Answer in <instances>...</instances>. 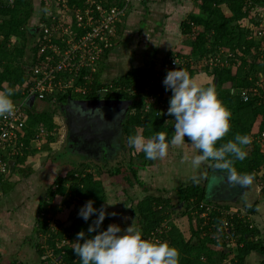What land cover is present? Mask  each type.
Instances as JSON below:
<instances>
[{
  "label": "trees",
  "instance_id": "obj_1",
  "mask_svg": "<svg viewBox=\"0 0 264 264\" xmlns=\"http://www.w3.org/2000/svg\"><path fill=\"white\" fill-rule=\"evenodd\" d=\"M68 1L71 2L72 0ZM199 1L202 13L190 15L181 24L182 33L191 36L188 42L190 56L199 59L208 53V51L216 47H222L224 50L232 52L233 57L228 65L208 67L210 70L205 66L194 68V66L185 64L184 66L171 67L165 70L164 73L166 74L169 70L182 68L190 76L201 72H207L206 74L211 76L209 81L199 86H213L218 98L231 114L228 133L216 142V146L219 147L221 144L233 139L237 133L242 135L247 134L251 137L264 130V83H262L264 78V58H259V51L257 49L264 41L254 38V28L251 29L249 26L245 28L243 25L240 27L239 23L236 24L239 20L247 18L250 12L245 0ZM253 1L261 4L264 9V0ZM222 5L227 7L229 14L224 12ZM31 11V0H12L11 3L8 0H0V91L8 88L13 89L11 96L13 100L21 98L22 88L27 85L28 67L33 65L38 59L34 41L39 30V23L44 21L42 19L43 8L35 17L36 20L31 24L32 26L28 27V20L33 17ZM190 22L194 23L195 27H192ZM253 22L257 23L256 15L253 17ZM25 31H30L28 34L33 42L28 47V60L23 58L26 44L22 46L14 44L10 48L7 46L11 35L17 37L23 36L26 33ZM108 52L103 55V62ZM257 69L260 71L259 73L256 72L258 73L256 75L255 71ZM146 79L152 80L155 85L150 91L145 92V94L152 93L156 89L161 94H165L162 82L157 83L155 81V75L151 68L144 70L140 67H131L124 74L110 79L103 78L101 68L95 73L94 79L89 86V92L86 94L64 93L56 95L53 99L50 97L41 100L32 99V102L55 101L62 104L65 103L68 96L69 98L95 99L98 95H104L106 98L127 100L130 101V105H128L126 113L117 121L120 124L121 132L125 135L126 142L130 135L141 134L147 139L158 132L164 133L166 139H168L174 134L172 132L174 117L167 112L155 113L153 109L145 112L144 109L140 108L143 100V96L141 95L144 89L143 83ZM255 81H259L260 83L254 91L252 88L255 86ZM123 87H128L135 92L129 93L124 91ZM239 87H245L249 90V99L247 101L241 100L235 92ZM168 93V98H170L172 94L171 90H168ZM32 105L29 106L28 104L26 106L27 117L22 129V135L13 145H10L11 150L15 151L13 159L19 165L16 166L17 168L21 167L30 153L28 151V144L34 138V135H31L32 129L35 131L38 129L52 131L54 129V121L51 115L44 111L35 113L30 111ZM73 108L81 109L75 106ZM73 108H71L70 114H72V111L74 112ZM185 143L191 144L187 137H185ZM243 147L248 155L242 161L235 160L233 167L238 173H248L256 179H262L263 173L261 172V167L264 165V143L253 142ZM129 149L133 150L134 148L129 146ZM195 151L196 155H198L199 151L197 149ZM136 156L142 157L143 161L134 164L130 159L125 161V163L121 159L117 160L116 164L110 168L106 167L104 169L108 179H110V183L115 184L116 178H122L130 187L134 182L138 183L142 188L144 187V184L142 185V182L137 179V169H143L148 161L142 151L136 152ZM1 159H8V157L3 154L1 155ZM150 162H155V160H150ZM214 163L215 161L212 160L202 162V165L207 168V172L198 183L194 184L190 180L189 183L177 187L174 192L178 198L177 202H172L170 197L162 195H145L141 199H129L130 205L128 209L130 214L134 216L132 223L141 230L142 237L147 239L153 231L163 229V233L156 232V234L162 239L161 241H167L170 246L178 250L179 264H219L227 256V251L230 250V247H227L225 242L216 237H211L207 233L210 222L217 221V217L213 214L209 215V221L203 222V219L197 217V221L195 223L192 221V223V217L187 209L181 211V214L187 217L189 232L187 237L184 236L178 226L170 222L171 214H173L175 207L180 202H184L187 207L189 204L197 205L201 201H209L206 184L211 170L214 169L223 175L227 171L214 168L212 166ZM122 164H124L125 169H127L131 177L126 174L121 176ZM25 170L27 172L23 173L24 176H27L32 171L31 168H26ZM259 172L261 174H258ZM10 188H12V185L8 184L4 179L0 185V195L8 192ZM121 190L124 192L125 188L123 187ZM57 195L65 196L63 199L65 206H68L73 201H83L85 203L91 199L94 201V207L99 208L101 205H104L106 212H113L108 210L106 205V193L102 179L94 176L90 171L77 172L75 170H68L63 175H57L50 188L44 194L45 197L41 196L37 199L35 222L31 235L27 239L30 245L33 244L39 256L44 254V250L40 246L42 242L44 243L47 240L49 246L53 248L54 253L58 254L61 249H65L59 264H81L80 258L74 253L72 248L76 242V234L79 231L83 230L86 236L89 235L87 228L95 219V214L87 222L77 214H71L67 221L58 224L56 230L50 231L48 227L49 221L52 218L50 204ZM257 196L260 198V205L264 209V187L258 192ZM258 203L259 201L256 198L250 205H244V207L246 206L245 211L251 215V221L254 224L252 228H248L243 224L244 218L234 220V231L238 234V237L235 242L234 249L236 253L233 264H246L245 259L253 257L257 259L256 264H264V225H260L252 217L256 212ZM215 205L222 207L219 204ZM115 219L117 217L106 215L99 230H106L109 224L120 225V223L115 222ZM69 220H71V223L67 226ZM164 221L167 222L166 227L161 228V223ZM120 227L122 228L123 225L121 224ZM95 234L96 232H93L91 235ZM34 235L39 239L35 243L32 242ZM64 235L67 236L68 243L56 247L54 245V238H61ZM248 235L254 236L256 239L248 238ZM80 242L82 243L83 241L81 240ZM42 260L41 264H51L47 261L48 259L44 258ZM9 264L22 263L12 261Z\"/></svg>",
  "mask_w": 264,
  "mask_h": 264
},
{
  "label": "built area",
  "instance_id": "obj_2",
  "mask_svg": "<svg viewBox=\"0 0 264 264\" xmlns=\"http://www.w3.org/2000/svg\"><path fill=\"white\" fill-rule=\"evenodd\" d=\"M131 0H45V8L42 19L39 23V30L35 37L37 48V61L28 67L27 85L22 88V96L13 101L15 110L11 116L0 117V185L9 175L10 168L7 159H1V155L9 145H13L22 135L27 113L26 106L33 99L41 100L45 98H54L56 95L86 94L89 92V86L94 79L95 73L102 68L103 55L110 51L117 40V24L126 14ZM246 6L252 10L256 7L253 0H245ZM262 8V5H261ZM192 27L194 23L190 22ZM254 38L264 41V17L257 15V23L254 26ZM259 58H264V43L257 47ZM233 57V53L224 50L222 47H216L202 58L195 59L190 56L189 51L172 53L166 56L158 65V71L155 72V81L159 83L160 77L164 71L185 64L193 66L197 60L204 62L206 67L225 66ZM259 81H255L256 90ZM144 89L141 95L142 105L145 111L153 109L155 113H161L168 109L169 105L165 97L159 90L145 94L154 87L152 80L144 81ZM124 91L134 93V90L123 87ZM241 100L249 99V90L245 87H239L235 91ZM47 131L38 129L34 135L39 137ZM264 143V130L255 136H251V143ZM14 153V151H12ZM263 178L261 184L257 186V192L264 187V165L261 167ZM192 213L203 219V222L209 221V215L217 217V221L210 222L208 232L211 237H216L225 242V245H234L238 234L234 231V220L243 219V224L248 228L254 226L251 221V215L245 210L236 211L225 209L209 201H201L199 204H193L190 207ZM194 221V220H193ZM165 222L161 223V228L166 227ZM50 231H54L52 222L49 221ZM157 233H163V229L153 231L147 239L161 241ZM248 238H253L248 235ZM55 246L60 247L68 243L67 236L54 238ZM44 248L47 261L51 264H59L61 256L65 249H61L58 254L48 244L41 245ZM220 264H229L224 259Z\"/></svg>",
  "mask_w": 264,
  "mask_h": 264
},
{
  "label": "crops",
  "instance_id": "obj_3",
  "mask_svg": "<svg viewBox=\"0 0 264 264\" xmlns=\"http://www.w3.org/2000/svg\"><path fill=\"white\" fill-rule=\"evenodd\" d=\"M222 8L226 14H229L226 6L222 5ZM200 13L202 11L199 0H131L126 14L117 24L115 45L104 59L103 78L110 79L120 76L129 71L131 67H140L144 70L151 68L155 74L159 70L160 61L166 56L189 51L188 42L191 36L182 33L181 24L190 15ZM32 20L35 22L34 19ZM32 103L31 100L29 106ZM101 124H104V120L101 121ZM195 149L194 145L185 142L180 146L170 145L168 149L170 151L164 158L158 159L155 166L159 167V171L161 167L167 166L169 176L173 178L174 182H177L176 186L179 184L177 187L189 183L192 176H197L199 180H202L206 175L207 168L202 164L198 169L192 167L191 159L196 155ZM27 157L20 168L16 167L18 164L13 157L7 159L11 168L6 181L12 185V188L0 195V264H9L12 261L22 264L42 263L41 259L38 262V258L41 256L34 249L33 240L32 245L27 242L34 226V211L37 204V200L34 199V188L35 184H39V181L34 173L40 170L38 165L26 164L25 162H28ZM25 167L32 170L27 176L23 174L27 172ZM153 174H155L154 177L156 176L155 180L153 177H147L146 182L155 186L156 181L159 186L156 185V188L152 187L151 189L158 193H150L149 188L144 186L142 189L145 191H142L137 197L130 198L141 199L145 195L163 196L162 193H159L162 190L158 191L157 188L164 189L163 186L171 183V181L166 180L165 175H161L158 171L153 172ZM131 187L129 186V188ZM171 196L176 195L173 193L170 198ZM236 196L234 194L232 197H227V195L222 194L209 196V199L226 203L227 201L233 202ZM257 199L259 203L252 217L260 225H264V209L260 205L258 196ZM172 202H174L173 199ZM121 208L118 205V209L121 210ZM116 210L113 211L116 212ZM115 217H117L115 222L120 223V225L123 224L122 229L132 224L120 214L115 215ZM247 260L248 258L245 259L246 264Z\"/></svg>",
  "mask_w": 264,
  "mask_h": 264
},
{
  "label": "clouds",
  "instance_id": "obj_4",
  "mask_svg": "<svg viewBox=\"0 0 264 264\" xmlns=\"http://www.w3.org/2000/svg\"><path fill=\"white\" fill-rule=\"evenodd\" d=\"M45 13L48 9L43 10ZM162 84L165 91L171 90L167 113L174 117V134L166 139L164 133H155L144 138L141 134L130 135L127 139L131 148L141 150L146 159L164 158L169 146H180L185 137L199 151L191 159L193 168H199L202 162L215 161L216 169L227 170L222 179L233 186L246 188L253 182V175L238 173L233 167L235 160H244L248 153L243 146L251 143L247 134H235L234 138L216 146L230 128V111L218 98L213 86L201 87L195 78L182 68L167 71ZM13 89L0 91V117L11 116L15 105L11 99ZM192 183H198L199 177L192 176ZM108 205H112L107 203ZM94 201H86L77 215L85 222L95 214L89 224L86 236L81 230L76 234L74 253L81 264H179V252L167 241H153L142 237V232L132 223L122 229L118 224H109L106 230H99L107 216L115 212H106L105 206L96 208ZM96 232L95 235H91ZM83 241L82 243L80 241Z\"/></svg>",
  "mask_w": 264,
  "mask_h": 264
},
{
  "label": "rangeland",
  "instance_id": "obj_5",
  "mask_svg": "<svg viewBox=\"0 0 264 264\" xmlns=\"http://www.w3.org/2000/svg\"><path fill=\"white\" fill-rule=\"evenodd\" d=\"M31 1H32V11L31 12L33 13L32 19L36 20L35 17L42 10L45 4V0H31ZM8 2L11 3L12 0H8ZM255 3H256V7L250 10L247 18L239 20L238 22H236V24L239 23L240 27H242L241 25H243V27L245 26V28L246 26H249L251 29H253L255 26V23L253 22V17L255 15L256 16L263 15L264 17L263 6L261 8V4H259L258 2H255ZM32 19L30 18L28 20V23H27L28 27L32 26L30 25V23L33 22ZM28 32H26L23 36L21 35L18 37L11 35L7 42V46L9 48L12 47L14 44H17L18 46H22L23 44H26L25 55L23 57L26 60H28V57H29L27 55L29 54L28 47H30L33 44L32 39L29 36ZM209 52L210 51H208V53ZM193 66L194 68H198L199 66H204V62L197 60V62ZM206 68L209 69L208 67ZM259 71L260 70L257 69L255 71V74L257 75ZM206 73L205 72L195 73L191 77L195 78L197 84L200 85L211 79V76ZM165 75L166 74L164 73L160 77L159 83L163 81ZM262 83H264V78H263ZM163 92L165 93L163 97H165L164 99L169 105V98H168L169 93L168 91H165V88ZM12 101L14 100L12 99ZM140 108L143 109L142 106H140ZM30 111L34 113L38 111L47 112L51 115L54 121V129L52 131H47L45 134H42L39 137L35 136V138H32V140L28 144V151L30 152L28 155L30 157L29 156L27 157L28 162H25V163L26 164L30 163L31 165L40 166L39 167L40 170H37V172L34 173L39 181V184H35L34 199L37 200L41 196H44V194L46 193L48 188H50V185L53 183L57 175H63V173H65L68 170H72V171L75 170L77 172L90 171L91 173L94 174V176L102 179V184L104 187V191L106 193V205L108 207V210L113 211L117 209L116 212L115 211L113 212L120 214L123 217H126L132 223L134 216L130 214L129 209H128L130 205L129 199L130 197L139 196L142 193V191H145V190H143L142 187L136 182H134V185H132V187L129 188L127 183L124 180H122V178H116L115 184L110 183V179H108L104 169L106 167L110 168L112 165L116 164L117 160H121V159L123 160L124 163L128 159L133 161L134 164L141 163L143 161V158L136 156V152H141V150L139 149L130 150L128 143L126 142L125 135L124 133L121 132V130L119 131V135L115 139H113L110 132H109L110 134L109 133L107 134V132H104L103 129L100 128L99 133H101L100 138H102L100 147H102L103 149H101L98 144L91 143V145H88V146H94L96 147V149L95 150L90 149L91 151H89L87 150L88 149L87 147L82 146L77 141V137L74 134L70 133L69 126H70L71 121L68 116L69 114L63 108L62 104H60L59 102H55V101H48V102L35 101ZM164 112H167V110ZM174 123L175 121H173L172 123V129H173ZM75 129L79 132L82 131V128L79 127L78 124H76ZM86 129L87 128L85 127L84 132L86 131ZM36 133L37 131L32 129L31 135H35ZM87 134L90 135L92 138L94 137L91 132ZM12 151L14 150H11L10 145H9L4 151L5 156H7L8 158L14 157L15 151L14 153H12ZM146 160L148 162L145 165V167L143 169H137V176H138L137 179L140 182H142V185L144 184L145 188L147 187L149 188L150 193L156 194L158 192L156 190L151 189L152 187L156 188L155 187L156 185L159 186L156 183V181L154 183L155 186L150 185L151 183H147L146 181H147V177H153L155 180L156 176L154 177L155 174H153V172L158 171L161 175H165V179L171 181V183L165 184L167 186L164 185L163 186L164 189H161L160 187L157 189L158 191L162 190V192H159V193H162L164 197H170V195H172L175 192L179 184L176 186L177 182L176 181L174 182L173 178L169 176V169L166 168L167 166L161 167L159 171V167L155 166L158 159L155 160V163L150 162L149 159H146ZM26 168L27 167H25V169ZM121 171H122L121 176L125 174L130 176L127 169H125L124 164L121 165ZM216 174L217 173L215 170L210 172L209 182L207 185L208 193L212 189H214V186L218 187L221 185L219 183L221 181L219 178H217ZM258 174H261V172H259ZM8 177L9 175L5 178V180H7ZM132 180L134 179L132 178ZM258 184H261V179L254 178L252 184L243 189L239 186H233V185H230V187L227 186L225 188L226 192L224 193V190H222L220 193H224L225 195H227V197H232L234 194H236L237 196L234 197L235 199L233 202L227 201L225 203L221 201H216L211 198L209 199V201L215 204H219L222 207L225 206L226 208L223 207L225 209L243 211L246 209L245 208L246 206L244 207V205H250V203L257 198ZM123 187L125 188L124 192H122L121 190ZM173 187H175V190L172 191ZM135 189H136V192H134ZM244 190L246 191L244 192ZM64 198L65 196L57 195L54 197L53 201L50 204V210L52 212V218L50 220V223L52 222V226L54 230L57 229L59 223L67 221L69 215L77 214L79 208L84 204L83 201H73L68 206H65L63 204ZM171 199H173L174 202H177L178 198L176 196H171ZM107 203L112 204V205H108ZM118 205L122 207L121 210L118 209ZM192 205L193 204H189L186 207V205L183 202L181 206L175 208L173 214H171L170 222L178 226L179 229L183 232L185 237H187L189 234L188 226H187L188 223H187L186 215L181 214V211L187 209V211L192 217L191 222L194 220V223H195L197 221V214L192 213L190 209ZM34 216H36V210L34 211ZM70 223H71V220L67 222V224H70ZM164 223L165 221L163 222V224ZM32 240L35 243L39 239L37 238V236L34 235L32 237ZM44 241H45V238H44ZM42 244H45V245L48 244L47 240L44 243L42 242ZM40 247L44 250L42 246ZM227 247H230V250L227 251V256L224 258V260L229 262V264H233L234 256L236 253L234 249L235 244L234 245L228 244ZM44 258L47 259L45 251H44V254L41 256V258H38V262L40 259L41 261H43L42 259ZM256 263H257L256 257L249 258L247 260V264H256Z\"/></svg>",
  "mask_w": 264,
  "mask_h": 264
},
{
  "label": "flooded vegetation",
  "instance_id": "obj_6",
  "mask_svg": "<svg viewBox=\"0 0 264 264\" xmlns=\"http://www.w3.org/2000/svg\"><path fill=\"white\" fill-rule=\"evenodd\" d=\"M95 99H116V98H106L104 95H98V97H96ZM79 100H84V99H81L78 97H72V98H68L65 101V103H62L63 108L70 115V116L68 115L70 118V121H71L70 126H69V131H70V133L74 134L77 137V141L82 146L87 147L88 148V149L86 148L87 150H89V151H91L90 149L95 150L96 147L88 146V145H91V143H96L100 147L101 142H102L101 141L102 138H100L101 133H99L100 128H102L104 132H107V134L110 132L112 138L115 139L118 136L119 131L121 130L120 124H118L117 121L119 120V118L122 117L123 114L126 113L128 106L125 107L124 109L120 110L119 112H116L113 107H101L99 109L98 108H88V109L73 108L75 105V102H77ZM128 105H130V104H128ZM71 108H73L76 117L72 116V118H71V114H70ZM103 120H104V124H101V121H103ZM76 124H78V126L82 128V131L79 132L75 129ZM85 127L87 129L84 132ZM112 129H114V131H112ZM90 132L93 134V136H94L93 138L87 134ZM89 141H90V143H89ZM100 148L103 149L102 147H100ZM112 149H113V147H112ZM220 181L221 182H219V183L221 185L218 187L214 186V189H212L209 193L207 192L208 196L222 195L226 192L225 188L227 186L230 187V185H231L227 182L226 179L225 180L220 179ZM222 190H224V193H220ZM177 206H178V204H177Z\"/></svg>",
  "mask_w": 264,
  "mask_h": 264
},
{
  "label": "water",
  "instance_id": "obj_7",
  "mask_svg": "<svg viewBox=\"0 0 264 264\" xmlns=\"http://www.w3.org/2000/svg\"><path fill=\"white\" fill-rule=\"evenodd\" d=\"M36 31H37V29H36ZM68 98H69V96H68ZM129 103H130V101L122 100V99H84V100H79V101L75 102L74 106L80 107L83 109H88V108H98L99 109L101 107H113L116 112H119L120 110L127 107ZM72 114H73V116H75L73 111H72ZM9 168H11V164H9ZM213 170L214 169H212L211 171H213ZM216 173H217L216 174L217 178H219V179H222V177L225 176L223 174H219L218 172H216ZM209 177H210V175H209ZM209 177H208L206 187H207L208 182H209ZM222 180H225V179H222ZM182 203L183 202H180L177 207L181 206ZM68 225L69 224H67V226Z\"/></svg>",
  "mask_w": 264,
  "mask_h": 264
}]
</instances>
